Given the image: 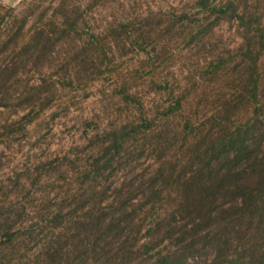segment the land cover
<instances>
[{"label":"trees","instance_id":"1","mask_svg":"<svg viewBox=\"0 0 264 264\" xmlns=\"http://www.w3.org/2000/svg\"><path fill=\"white\" fill-rule=\"evenodd\" d=\"M94 85L112 119L27 155ZM5 152L25 164L0 179V264H264V0L0 3Z\"/></svg>","mask_w":264,"mask_h":264},{"label":"rangeland","instance_id":"2","mask_svg":"<svg viewBox=\"0 0 264 264\" xmlns=\"http://www.w3.org/2000/svg\"><path fill=\"white\" fill-rule=\"evenodd\" d=\"M21 0H0L3 6L18 7ZM127 2L136 3L137 6L145 7L147 5L159 7L163 10H168L174 5L184 2L185 0H126ZM213 40L219 46L235 47L238 39L233 33L232 27L223 25L220 29L214 32ZM183 61L186 58L184 53L176 55L175 59ZM132 64V61H129ZM173 67L171 72L167 75L169 78L172 74L177 75L178 72ZM106 82L103 83L105 85ZM137 83V82H136ZM221 86L226 87L222 82L219 83L217 88ZM91 94L88 98L82 100L73 92L68 94L67 97L62 99L63 104L68 105V110L64 116L55 119L51 124V132L47 137L39 143V146L34 153L28 152L27 155H45V154H60L68 149L79 146L81 150L84 147L85 137L89 135L90 130L85 129L84 119L92 122L93 124L105 123V121L112 119L116 110V103L118 102L112 94H102V88L94 85L90 88ZM215 90L209 89L205 92L204 98L201 99L199 109L205 111L211 107V103L215 98ZM78 95V94H77ZM71 97V98H70ZM87 123V122H86ZM99 125V124H98ZM78 148V149H80ZM5 156L0 159V179L4 180L10 175L12 169L17 170L25 163L24 156L16 155L10 156L5 152Z\"/></svg>","mask_w":264,"mask_h":264}]
</instances>
